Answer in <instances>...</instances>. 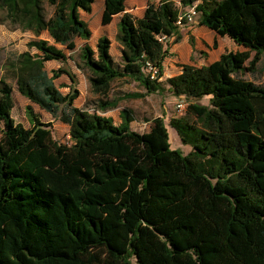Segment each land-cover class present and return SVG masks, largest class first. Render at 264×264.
Masks as SVG:
<instances>
[{
    "label": "trees",
    "instance_id": "trees-1",
    "mask_svg": "<svg viewBox=\"0 0 264 264\" xmlns=\"http://www.w3.org/2000/svg\"><path fill=\"white\" fill-rule=\"evenodd\" d=\"M125 1L106 0L102 19L123 14V66L106 36L97 51L80 50L77 66L101 97L91 112L75 106L78 80L57 46L74 51L77 37L91 38L80 11L91 13L94 0H0L4 22L37 38L27 44L35 53L9 62L17 90L68 125L71 142H58L32 105L31 128L17 123L14 89L0 80V264H264V87L243 77L264 57V0L151 1L142 18L125 12ZM195 4L200 25L247 51L184 65L168 80L175 96L192 102L186 117L169 122L192 146L185 155L172 149L163 118L139 133L131 110L119 126L99 112L118 105L105 100L116 79L145 88L130 99L164 90L147 63L162 77L168 50L159 37L179 41L178 17ZM45 31L54 44L39 38ZM49 61L64 66L50 75ZM62 75L72 82L67 95L55 84ZM207 97L209 105L200 104Z\"/></svg>",
    "mask_w": 264,
    "mask_h": 264
},
{
    "label": "crops",
    "instance_id": "crops-1",
    "mask_svg": "<svg viewBox=\"0 0 264 264\" xmlns=\"http://www.w3.org/2000/svg\"><path fill=\"white\" fill-rule=\"evenodd\" d=\"M151 1L159 2L160 0H126L125 12L132 14L135 18H142L149 2ZM105 3L106 0H94L93 9L91 13L80 11L81 19L88 24L92 32L91 38L89 40H83L77 37L75 39V43L77 39H80L81 45L78 47L76 44V49L74 51L67 50L64 46L61 45L57 46L58 48L64 50L68 57V61L65 66L69 68L79 80L78 89L80 91V96L78 99H83V101L81 104H78L77 99L75 101V106L82 109H87L91 112L94 111L93 106L94 104H97V101L101 97L92 91L87 71L79 69L77 64V68H73L70 64V59L72 58V54H74L76 51H79L80 54L81 48L86 44L90 45L95 51H97V44L99 39L101 37L106 36L111 40L110 53L114 62L117 66H123V46L117 40L119 23L122 19L123 14L115 15L109 24L104 25L102 23V19L105 10ZM45 9L47 12V17H52L54 13V8L46 4ZM94 13L95 16H93ZM94 17L95 19H93ZM94 20L95 24L92 25L91 22ZM179 31L181 35V39L179 41H176L175 36H173L169 38L168 42L165 44V48L168 50V55L163 62V72L162 77L160 79L164 90L161 92L149 94L144 98L130 99L126 98L125 95L130 93H145V88L142 87L138 82L128 77L116 79L113 81L111 85V90L105 97V100H118V105L115 108L110 109L106 112H99L100 115L111 118L114 124L116 126H119L123 123V118L121 115L122 111L125 109H129L132 111V116L134 118L133 121L130 123V128L139 133H148L151 130L152 121L154 119L163 118L165 123L167 124L166 120L170 122L172 118L177 117L173 115L174 111L171 110V106L168 105V97L171 98L172 96H174L177 99H179V97L175 96L171 92L168 80L180 75L183 71L184 65H191L195 67L208 66L218 61L221 56L227 52L247 51L245 47L238 45L231 38L227 36L222 37L218 35L215 31H212L209 28L200 25L199 23L187 25L183 28H180ZM28 32L33 34L30 31ZM39 38L48 40L51 44H54V41L50 37L48 31L43 32ZM34 39L37 38L33 34L31 40ZM31 40H29V42ZM35 52L36 51L34 50L32 53ZM58 63H60L62 66H58L57 69L64 66L63 63ZM11 74L13 75V81L16 85V78L12 71ZM62 76L65 79L61 83L64 85L63 88H60L57 84L58 79L55 80V84L63 95H67L70 92L69 87L72 82L67 75ZM0 80H4L11 85V83L7 79V76L0 78ZM82 85L84 88H82ZM11 86L13 87V85ZM13 96H15V89L13 91ZM24 99L29 103V105L33 106L35 112L37 109L36 107L42 110L39 106L32 104L25 97ZM205 99L206 98H204V100ZM207 99L210 102V98L207 97ZM202 102L203 99L200 101V104H203ZM52 119L54 118L52 117ZM66 126L69 128L68 125Z\"/></svg>",
    "mask_w": 264,
    "mask_h": 264
},
{
    "label": "rangeland",
    "instance_id": "rangeland-1",
    "mask_svg": "<svg viewBox=\"0 0 264 264\" xmlns=\"http://www.w3.org/2000/svg\"><path fill=\"white\" fill-rule=\"evenodd\" d=\"M93 16H95V13ZM93 19H95V17ZM0 20L1 22H4L5 20V13L3 11H0ZM196 23H199L198 18L196 19V22L194 24ZM91 24L94 25L95 20L92 21ZM32 37L33 34L29 32L21 31V29L16 28L13 25H10L9 22L0 23V48H1L0 78L7 76V79L9 80L11 85H13V88L15 89V96H13L15 102V108L12 111V115L17 123L23 124L26 128H31V124L27 118V113H26V107L29 105V103L18 92L16 85L14 84L13 75L9 70V62L14 61L19 54L30 50L27 44ZM76 44L79 47L81 45V40L77 39ZM30 51L33 52L34 50H30ZM254 54L255 53H253L252 55L254 56ZM70 60H71L70 62L71 66L76 69L77 68L76 64L77 65L80 64L79 51H76L74 54H72V58ZM60 65L61 64L58 63L57 61L47 62L46 70L48 73H50V75H52V71L57 69L58 66ZM243 77H245V79L247 80L256 83L259 86L264 87V57L260 56L259 63L254 72L244 73ZM160 79L158 80L159 82ZM64 80L65 79L63 76L58 78L57 84L59 85L60 88H63L64 85L61 83ZM78 84H79V80H78ZM82 88H84L83 85ZM184 96L185 95L179 96V99L175 98L174 96H172L171 98L168 97V105L171 106V110L174 111L173 113L174 116L186 117L188 115V107L186 108L185 111L182 112H178L176 109V104ZM185 98L188 100L189 104H191L190 102L191 100L188 99L187 96H185ZM82 101L83 99H78V104H81ZM202 103L205 105H209V101L207 98L205 100L203 99ZM36 108H37L36 113L38 114L42 122L51 123L54 138L60 143L70 144L71 142H70L69 128L60 121L52 119L50 114L40 110L38 107ZM166 121H167L168 130L170 131L169 138L172 149L179 150L185 155L189 154L192 151V146L184 144L181 141V138L178 135L177 131L169 126L168 120ZM1 137H2V133L0 132V139ZM134 264H136L135 260H134Z\"/></svg>",
    "mask_w": 264,
    "mask_h": 264
},
{
    "label": "built area",
    "instance_id": "built-area-1",
    "mask_svg": "<svg viewBox=\"0 0 264 264\" xmlns=\"http://www.w3.org/2000/svg\"><path fill=\"white\" fill-rule=\"evenodd\" d=\"M197 18V4L187 7L183 10L182 14L178 17V20L176 22V25L179 28H183L187 25L194 24L196 22ZM169 38L167 36H161L159 37V41L166 44L168 42ZM147 66L149 68L150 78L151 80H159L160 79V70L156 67H154L151 63H147ZM188 100L185 98H181L179 102L176 104V109L178 112L185 111L186 108L189 106Z\"/></svg>",
    "mask_w": 264,
    "mask_h": 264
}]
</instances>
